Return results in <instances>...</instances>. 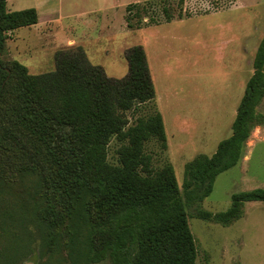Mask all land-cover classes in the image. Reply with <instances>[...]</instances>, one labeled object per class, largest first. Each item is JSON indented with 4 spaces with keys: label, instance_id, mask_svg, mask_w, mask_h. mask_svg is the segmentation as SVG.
<instances>
[{
    "label": "trees",
    "instance_id": "obj_1",
    "mask_svg": "<svg viewBox=\"0 0 264 264\" xmlns=\"http://www.w3.org/2000/svg\"><path fill=\"white\" fill-rule=\"evenodd\" d=\"M147 5L127 6V27L134 26L132 13L138 21L148 13ZM163 10L166 22L174 18ZM37 22L36 9L8 12L0 0V264L34 262V245L53 259L63 244L69 264H195L189 208L227 226L242 216L245 202H264L257 188L233 194L224 212L196 207L264 124L256 111L264 101V34L230 135L212 154L187 162L179 186L172 166L153 167L146 151L152 140L166 147L161 114L152 109L129 121L155 97L144 49L125 52L128 73L121 79L92 65L78 46L60 50L54 72L32 75L4 52L10 32ZM113 138L115 164L107 158Z\"/></svg>",
    "mask_w": 264,
    "mask_h": 264
},
{
    "label": "rangeland",
    "instance_id": "obj_2",
    "mask_svg": "<svg viewBox=\"0 0 264 264\" xmlns=\"http://www.w3.org/2000/svg\"><path fill=\"white\" fill-rule=\"evenodd\" d=\"M46 1L47 7L44 0H8V12L34 8L39 22L9 36L4 58L20 62L29 74L41 75L55 71L61 49L78 46L92 65L121 79L128 73L125 52L141 46L155 97L129 113V121L152 109L161 114L166 147L152 140L146 151L153 167L170 164L181 186L184 165L197 154H212L230 135L264 34V0ZM135 3L148 4V13L140 21L132 13L134 26L129 28L126 8ZM165 7L174 15L169 22L164 20ZM256 111L264 115V101ZM117 147L113 138L107 147L112 164ZM257 188L264 189V124L252 130L238 163L216 177L211 193L196 207L224 212L233 194ZM187 222L197 250L195 264H264V202H245L242 216L227 226L197 218L193 208L187 210ZM33 248V264H69L64 244L54 256L57 262L47 254L39 256L36 245Z\"/></svg>",
    "mask_w": 264,
    "mask_h": 264
},
{
    "label": "crops",
    "instance_id": "obj_3",
    "mask_svg": "<svg viewBox=\"0 0 264 264\" xmlns=\"http://www.w3.org/2000/svg\"><path fill=\"white\" fill-rule=\"evenodd\" d=\"M44 2H45V3H44V6L47 7L48 2H47L46 0H44ZM7 3H8V0H6V5H7ZM51 9H52V7H50V8H46V11L49 12ZM38 19H39V17H38ZM38 22H39V20H38ZM38 22H37V23H38ZM35 25H36V24H35ZM33 26H34V25H33ZM29 27H31V26H29ZM19 29H20V28H19ZM16 30H17V29H16ZM14 32H15V30L12 31V32H10L9 35H11V36L13 37V33H14ZM73 43H74V42H73Z\"/></svg>",
    "mask_w": 264,
    "mask_h": 264
},
{
    "label": "water",
    "instance_id": "obj_4",
    "mask_svg": "<svg viewBox=\"0 0 264 264\" xmlns=\"http://www.w3.org/2000/svg\"><path fill=\"white\" fill-rule=\"evenodd\" d=\"M27 264H33V262L32 261H29V262H27Z\"/></svg>",
    "mask_w": 264,
    "mask_h": 264
},
{
    "label": "flooded vegetation",
    "instance_id": "obj_5",
    "mask_svg": "<svg viewBox=\"0 0 264 264\" xmlns=\"http://www.w3.org/2000/svg\"><path fill=\"white\" fill-rule=\"evenodd\" d=\"M27 262H29V261L26 260V262L24 264H27Z\"/></svg>",
    "mask_w": 264,
    "mask_h": 264
}]
</instances>
